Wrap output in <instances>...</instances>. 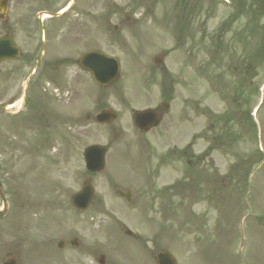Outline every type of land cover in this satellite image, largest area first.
Segmentation results:
<instances>
[{"label": "rangeland", "instance_id": "rangeland-1", "mask_svg": "<svg viewBox=\"0 0 264 264\" xmlns=\"http://www.w3.org/2000/svg\"><path fill=\"white\" fill-rule=\"evenodd\" d=\"M181 1L88 0L83 36L63 34L56 44L59 51L70 47L71 57L90 49L116 57L120 78L99 89L88 77L75 75L73 67L62 80L38 73L26 110L1 124L0 177L7 205L0 202V211L8 214L0 221V264L7 252L18 264H92L76 251L57 249L58 241L72 237L92 253L104 254L105 264H154L153 256L164 249L178 264H235L237 230L244 225L246 262L264 264V102L255 125L248 122L264 76V0L254 16L250 7L255 9V0ZM240 1L244 11L237 14ZM189 5L198 8L194 19ZM193 38L198 40L193 43ZM258 50L261 57L247 72L248 56ZM161 51L167 53L165 72L153 64ZM181 51L195 52L182 56ZM149 71L156 86L170 87L172 98L157 129L139 135L131 124L132 111L159 102L145 93ZM13 78L8 75V86ZM64 83L67 93L59 89ZM107 108L117 113L113 124L86 121V115ZM201 133L216 141L213 210L205 198L173 199L169 215L161 212L159 200L126 203L114 195L116 187H130V168L145 171ZM93 144L108 147L105 162L112 175L104 170L87 176L82 151ZM169 161L153 171L155 184L158 178L170 183L180 177L179 160ZM246 173L254 180L245 195ZM89 177L95 195L80 213L69 199ZM143 205L146 212L139 211ZM124 228L132 238L123 235Z\"/></svg>", "mask_w": 264, "mask_h": 264}, {"label": "flooded vegetation", "instance_id": "flooded-vegetation-1", "mask_svg": "<svg viewBox=\"0 0 264 264\" xmlns=\"http://www.w3.org/2000/svg\"><path fill=\"white\" fill-rule=\"evenodd\" d=\"M87 1L0 0V39H12L19 51V56L16 60L0 61V106L6 107L9 102L18 97V83L25 69H34V72L37 73L48 71L53 73L58 79L64 78L66 70V75L69 76L68 73L71 67H74L77 73L80 71L78 58L83 54V51L78 56H76L78 51H74L75 55L71 57L72 51H70V47H65L66 51H59L60 48L56 49V44L62 43L63 34L69 36L73 32L72 35L80 38L83 36V26L86 23L84 20L88 17L86 14L87 8L85 7ZM241 3L243 2L241 1ZM189 8L191 18L194 19L198 15L196 14L198 13V8L195 5H189ZM33 18L38 19L37 25H33ZM117 29L118 27H115L116 31ZM244 30L245 27L243 28ZM58 33H61L59 37L57 36ZM19 36H21L20 39ZM163 70L164 68H161L160 72ZM10 74L14 78L13 82L8 86V75ZM159 94L162 98L166 97L162 91H159ZM7 114L6 110L0 109V126L7 119ZM198 138L200 139L199 141L203 142V137ZM198 142H195L192 148L194 152L186 162L191 167L189 172L182 173L180 178L173 180L169 184L166 178H158L159 183L155 184L157 178L154 177L156 174L149 170V177H144L143 180L136 179L134 184L127 190L133 192V196L137 197V201L143 199H149L150 201L160 200L162 212L168 211V200L182 199L185 190L193 193L192 195L196 193L198 196H205L206 193L209 206L211 207L215 197V173L212 158L215 139L210 137L207 141L208 151L206 153L200 148ZM183 154L186 155L185 152ZM200 186L203 187L201 190ZM0 198H2L1 189ZM72 243L71 240L62 241V246L64 245V249H67L64 250L67 254L72 252Z\"/></svg>", "mask_w": 264, "mask_h": 264}, {"label": "water", "instance_id": "water-1", "mask_svg": "<svg viewBox=\"0 0 264 264\" xmlns=\"http://www.w3.org/2000/svg\"><path fill=\"white\" fill-rule=\"evenodd\" d=\"M80 65L87 69L94 81L100 86H107L111 84L119 74L118 64L115 59L109 58L101 53H87L81 58ZM154 116L145 115V112L139 113L135 116V124L145 130L152 122ZM115 119V115L111 112L100 113L95 120L98 123H108ZM104 150L100 147H90L84 153V160L87 170L96 172L103 167ZM92 191L89 185L83 188L80 194L72 197V204L78 209H85L91 199ZM157 264H175L173 259L167 253H161L156 257ZM6 264H14L9 262Z\"/></svg>", "mask_w": 264, "mask_h": 264}]
</instances>
